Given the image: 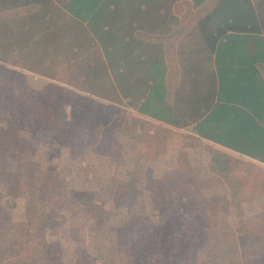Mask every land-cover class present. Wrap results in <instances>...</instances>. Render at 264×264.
Returning a JSON list of instances; mask_svg holds the SVG:
<instances>
[{"label":"trees","instance_id":"obj_1","mask_svg":"<svg viewBox=\"0 0 264 264\" xmlns=\"http://www.w3.org/2000/svg\"><path fill=\"white\" fill-rule=\"evenodd\" d=\"M217 11L226 17L219 28L199 22L202 30L209 26L211 49L230 31L264 30V5L221 0ZM53 24L36 21L32 51L12 56L28 72L0 65V187L11 199L0 190V264H208L211 232V264H264V209H245L264 189V132L252 129L239 108H214L192 126L199 138L183 139L179 150L168 152V128L125 110L126 104L171 122L164 86L128 82L137 70H125L124 51L116 50L124 38L98 36L97 46L93 38L73 37L72 23ZM8 35H1L7 37L0 39V61L11 57ZM75 47L91 52H73ZM27 134L43 136L51 160L45 167ZM132 138L149 140L150 161L165 169L154 171L147 186L135 173L112 178L91 200L80 198L83 164L99 155L114 162ZM201 148L213 156L212 177L193 163L195 156L201 160ZM134 207L143 211L131 212ZM66 222L71 259L58 241L41 237Z\"/></svg>","mask_w":264,"mask_h":264},{"label":"crops","instance_id":"obj_2","mask_svg":"<svg viewBox=\"0 0 264 264\" xmlns=\"http://www.w3.org/2000/svg\"><path fill=\"white\" fill-rule=\"evenodd\" d=\"M220 1L46 0L39 6L34 0H5L6 4L0 7V39L7 37H1L3 31L9 34L11 57L7 62L0 61V65L28 72L11 59L17 52L32 51L35 22L40 20L49 26L72 23L73 37L93 38L97 46L98 36L124 38L116 50L125 53L122 59L125 70H137L128 82L141 83L144 79L168 90L171 120L168 123L125 104V110L130 113L171 131L167 137L168 152L179 150L183 139L199 138L191 128L207 118L214 108H239L243 111L242 119L248 118L252 129L264 132V30L230 31L228 37H219L211 49L205 39L210 34L209 26L202 24L206 27L202 30L199 22L210 20L219 28V22L226 19L217 11ZM250 1L253 5H264V0ZM65 35L63 31L57 34L62 49ZM72 51L91 52L81 47ZM113 61L117 62L114 58ZM148 70H153V74L146 76ZM148 78L152 80L149 82ZM200 140L226 149L211 140ZM128 148L135 150L137 160L148 149L151 152L146 155L150 160L154 151L149 140L137 138L129 141ZM204 152L201 148V157Z\"/></svg>","mask_w":264,"mask_h":264},{"label":"rangeland","instance_id":"obj_3","mask_svg":"<svg viewBox=\"0 0 264 264\" xmlns=\"http://www.w3.org/2000/svg\"><path fill=\"white\" fill-rule=\"evenodd\" d=\"M125 54V53H124ZM2 112V110H0ZM29 140H31L36 146H37V159H45L42 163V166L45 167L47 164L51 162L49 157L44 155V147L45 142L42 135H34V134H27L26 135ZM112 148L114 149L115 146L112 145ZM139 154H142L140 151H138ZM150 149L146 150L142 158L140 160H137V153L134 149H127V151L123 150V152H120L119 157L116 158L114 162H110L108 157L106 156H93L91 160L87 164L84 165L83 171L80 173L79 177V183H80V189H79V197L84 198L86 200H91L94 196V192L103 184L109 183L112 178H116L117 180H125L129 178L131 175L135 173H141L147 180L148 185L149 181L152 178L153 172L158 171L162 172L165 168L163 166H155L148 158V155L150 154ZM117 154L118 152L114 150V152L111 154ZM137 156V157H136ZM141 157V155H140ZM144 158V159H143ZM143 159V160H142ZM194 159V157H193ZM201 160H199L198 157L195 156V159L193 160L194 164H200V166L204 167V174L208 177H212V173H210L208 167L214 162L213 156L208 155V153L204 152L202 157H200ZM200 161H204L203 164L200 163ZM113 180V179H112ZM0 190L7 195L8 202L10 203L11 199L8 198L9 191L6 190V187H0ZM246 214H251L253 212H257L259 210L264 209V189L261 188L256 193L255 196H253L252 201L246 205ZM143 211V208L141 207H134L131 209V212L139 213ZM223 217H228L227 220H229L233 225L235 222H237L236 218H231L224 214ZM68 222H66L63 226L60 228L51 231L50 233L46 232L41 237H44L45 239H54L58 241L65 250V256L67 259H71L72 257V251H73V244L68 238ZM106 245V242L105 244ZM215 247V235L214 233L209 234V240L207 244V248L204 252L205 258L208 264H211L210 261L213 257ZM114 263V262H112Z\"/></svg>","mask_w":264,"mask_h":264}]
</instances>
